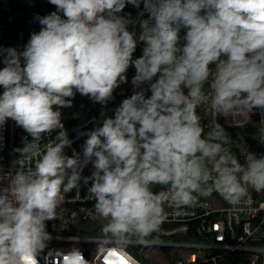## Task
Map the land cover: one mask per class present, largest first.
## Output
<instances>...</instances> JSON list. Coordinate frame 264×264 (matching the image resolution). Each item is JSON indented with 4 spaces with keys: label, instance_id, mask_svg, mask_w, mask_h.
I'll return each instance as SVG.
<instances>
[{
    "label": "clouds",
    "instance_id": "9594fccd",
    "mask_svg": "<svg viewBox=\"0 0 264 264\" xmlns=\"http://www.w3.org/2000/svg\"><path fill=\"white\" fill-rule=\"evenodd\" d=\"M49 2L56 11L36 17L40 31L22 51L0 49V125L11 119L31 137L16 149L15 169L0 168V264H39L52 239L46 222L57 219L62 192L82 185L90 184L104 239L119 251L158 231L166 203L178 210L193 202L194 193L215 192L235 206L250 189L264 191V155L249 153L242 164L217 123L222 116L243 126L254 109L264 113V0ZM126 4H143L148 13L138 35L119 15ZM138 41L143 54L133 59ZM130 65L140 90L114 117L81 133L87 136L83 157L75 151L67 156L64 149L73 142L61 122L60 109L72 106L66 98L78 92L105 104L127 82ZM210 77L214 86L205 92ZM204 104L213 117L207 133L197 113ZM260 125L264 143V119ZM54 130L55 142L33 164L43 135ZM89 163L93 171L83 176ZM153 185L164 190L154 193ZM60 258L61 264H89L76 247Z\"/></svg>",
    "mask_w": 264,
    "mask_h": 264
},
{
    "label": "built area",
    "instance_id": "2783aa9c",
    "mask_svg": "<svg viewBox=\"0 0 264 264\" xmlns=\"http://www.w3.org/2000/svg\"><path fill=\"white\" fill-rule=\"evenodd\" d=\"M53 11H56V7L49 0H0V49L14 47L22 51L31 34L40 31L41 25L36 17ZM119 15L130 21L128 30L137 35L140 32L139 21L148 18V13L143 11V4L139 8L126 4ZM185 34L186 29H181V46L186 43L183 39ZM144 46L143 42H137L133 59L142 56ZM2 59L0 56V69L5 66ZM210 70L214 71L215 66L210 65ZM135 74V67L130 65L126 72L127 82L120 84L114 90L112 99L105 104L78 92L74 98H66L72 100V106L60 109L61 122L73 142L71 147L64 149L67 156H72L75 151L83 157L87 136L81 133L101 126L107 117H114L115 109L121 102L140 90L132 83ZM158 75L153 78L154 81ZM213 86L210 77L204 85V91L211 92ZM141 88L148 89V85L143 84ZM184 91L187 94L186 88ZM2 93L3 87L0 86ZM145 95L150 96V90H146ZM197 113L207 133L213 119L210 106L201 105ZM262 119L264 113L260 109H254L249 121L243 126L236 125L230 117L217 118V123L225 128L232 139L228 145L230 151L242 164L249 153L257 157L264 155V143L258 138ZM58 131L43 135L40 152L34 156L33 164L46 146L55 142ZM26 140H31V137L15 121L8 119L0 125V168L4 171L15 169V161L20 158L16 149L22 148ZM92 171L93 166L89 163L82 175L90 176ZM89 186L82 185L79 189L62 192L63 201L57 208V219L46 222V230L52 239L38 257L39 264H61L60 253L72 247L79 248L89 264H145L135 253L146 248L173 250L172 264H264V191L250 189L249 197L235 206L228 204L215 192L208 196L194 193L196 198L193 202L178 210L166 203L164 208L167 216L158 231L147 237L146 243H129L119 251L104 239V221L95 216L94 201L89 199L87 193ZM162 190L164 186H152L154 193ZM101 242L106 247L101 246Z\"/></svg>",
    "mask_w": 264,
    "mask_h": 264
},
{
    "label": "trees",
    "instance_id": "16d2710c",
    "mask_svg": "<svg viewBox=\"0 0 264 264\" xmlns=\"http://www.w3.org/2000/svg\"><path fill=\"white\" fill-rule=\"evenodd\" d=\"M136 256L145 264H172L174 251L161 248H146Z\"/></svg>",
    "mask_w": 264,
    "mask_h": 264
}]
</instances>
